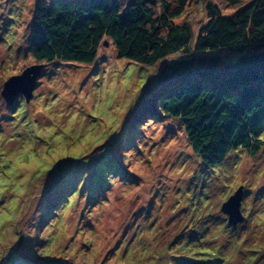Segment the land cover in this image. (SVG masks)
I'll use <instances>...</instances> for the list:
<instances>
[{
  "label": "rangeland",
  "instance_id": "obj_1",
  "mask_svg": "<svg viewBox=\"0 0 264 264\" xmlns=\"http://www.w3.org/2000/svg\"><path fill=\"white\" fill-rule=\"evenodd\" d=\"M37 2L0 0V264H264V145L206 167L180 121L142 110L183 55L143 65L109 42L92 64L38 62ZM209 4L234 12L202 0L175 23L196 39ZM36 64L33 98L10 105L5 82ZM241 188L233 226L222 207Z\"/></svg>",
  "mask_w": 264,
  "mask_h": 264
},
{
  "label": "trees",
  "instance_id": "obj_2",
  "mask_svg": "<svg viewBox=\"0 0 264 264\" xmlns=\"http://www.w3.org/2000/svg\"><path fill=\"white\" fill-rule=\"evenodd\" d=\"M200 1L38 0L30 51L49 64H92L109 42L119 58L143 65L183 55L161 68L142 110L180 121L203 165L216 167L233 151L256 154L264 145V0H223L231 14L209 4L195 39L175 21ZM222 51L236 57L224 63Z\"/></svg>",
  "mask_w": 264,
  "mask_h": 264
},
{
  "label": "water",
  "instance_id": "obj_3",
  "mask_svg": "<svg viewBox=\"0 0 264 264\" xmlns=\"http://www.w3.org/2000/svg\"><path fill=\"white\" fill-rule=\"evenodd\" d=\"M43 69L44 64L33 65L5 82L2 95L6 101L13 105L21 95H24L29 102L33 98ZM243 197L244 191L241 188L223 204L222 211L229 215V223L233 226H237L246 218L241 210Z\"/></svg>",
  "mask_w": 264,
  "mask_h": 264
}]
</instances>
